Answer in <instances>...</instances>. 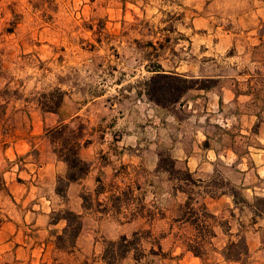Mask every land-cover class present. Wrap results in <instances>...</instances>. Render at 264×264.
Listing matches in <instances>:
<instances>
[{
  "label": "crops",
  "instance_id": "crops-1",
  "mask_svg": "<svg viewBox=\"0 0 264 264\" xmlns=\"http://www.w3.org/2000/svg\"><path fill=\"white\" fill-rule=\"evenodd\" d=\"M87 16L85 20L93 19V15ZM102 18L105 24L101 30L118 36L126 31V20L130 14L109 11ZM131 26L139 32L145 30L136 23ZM94 31L90 28L88 33L93 34ZM220 45L223 47V38ZM48 48L31 47L36 52L40 51L38 55L41 54V58L48 56ZM74 48L76 51L71 50L70 66L81 65L87 68L86 72L98 62L97 67H112L109 59L102 62L96 60V48ZM58 56L54 55L55 73L63 68ZM136 58L125 59L122 56L116 61L120 74L121 70L126 72L129 66L144 71L142 76V70L130 76L125 81L130 84L127 88L123 87L124 80L117 75H103V80L98 83L112 82L115 87L112 92L101 89L103 85L98 86L100 91L96 92L91 75L84 76L83 81L74 83L69 89L54 79V86L64 90L56 111H47L42 104L30 100L25 103L12 100L7 105L0 121V174L5 176L13 203L0 205V212L3 213L0 217V264H45L54 250V230L59 226H62V230L66 227L65 220L55 222L53 219L57 212L55 202L61 198L57 194V184L59 177L66 175L68 167L58 156L48 131L84 116L89 143L80 150V156L91 165L87 175L90 183L80 181L70 184L68 197L72 200L77 198L72 210L82 215L85 224L95 217L79 201L85 184L89 186L91 181H101L98 174L104 171L109 174L107 167L110 164H142L147 169L155 170L162 152L175 165L189 170L201 183L226 176L232 183L243 186V196L249 202L264 196V193H260L264 189L255 183H264V119L260 118V113L248 110L244 113L231 111L236 101H249L254 97L253 88L242 91L241 87L245 83L252 85L253 81L248 77L220 75L219 71L208 75L206 68L209 69L214 62L177 60L172 67L166 68L162 63L148 64V61ZM159 65L165 73L187 79L216 80L217 84L209 89L189 90L179 102L163 107L152 102L147 95V84ZM240 139L252 142L245 144V153L239 150ZM252 177L254 183L250 185L249 179ZM106 178H110V175ZM89 188L90 191L95 189L93 184ZM95 193L98 198L106 194L105 191ZM165 195L173 199L174 204L169 210L156 209L158 218L149 219L142 212L135 211L132 218L120 221L122 209L108 204L104 205L105 210L99 212L101 217L92 220L94 223L112 221L111 226L116 231L111 233L110 238L114 240L128 229L138 232L139 229L156 226L155 223L157 227L165 223L168 226L165 240L171 239L173 243L185 247L184 251L177 248L178 252L174 253L177 256L183 253L181 264H202L201 257L196 256L188 246L194 243L190 230L198 227L187 215H179L184 210L177 209L181 196L182 207H185L188 195L180 191L176 194L173 190ZM201 206L213 220L210 225L205 223L204 228L213 233L212 241L222 239L232 244L235 242L234 233L244 230L252 258L257 264H264V214L261 213L262 217L256 216L254 213L257 209L253 206L251 221L248 220L245 226L238 214L235 195L229 191L219 194L206 192ZM84 232L83 229L78 242L89 241V236L95 241V235ZM104 234L108 236L106 232ZM222 262L238 264L223 253Z\"/></svg>",
  "mask_w": 264,
  "mask_h": 264
},
{
  "label": "rangeland",
  "instance_id": "rangeland-1",
  "mask_svg": "<svg viewBox=\"0 0 264 264\" xmlns=\"http://www.w3.org/2000/svg\"><path fill=\"white\" fill-rule=\"evenodd\" d=\"M109 11L130 14L124 34L111 36L101 30L105 24L102 17ZM88 14L93 15V19L85 20ZM134 23L145 30L139 32L134 26L130 27ZM90 28L95 29L93 34L88 33ZM222 38L223 47L220 45ZM35 46H49L51 58L49 53L41 58L39 50H32ZM74 47L96 48V60L102 62L109 59L112 67H97L98 62L86 72L87 68L81 65L70 66L71 50L76 51ZM55 54L59 55L58 62L63 65L57 73ZM122 56L125 59L136 56L137 60L148 61V64L162 63L166 68L172 67L177 60L214 62V66L206 68L208 75L219 71L220 75L248 77L253 84L243 82L246 85L241 86L242 91L253 88L254 97L249 101H236L231 111L244 113L248 110L260 113V118L264 119V0H0V121L12 100L24 103L37 101L44 108L54 107L64 92L54 86V79L69 89L74 83L83 81L84 76L91 75L96 92L100 91L97 88L100 85H103L101 89L112 92L115 89L112 82L98 83L103 80V75H117L124 80L123 87H129L130 84L125 81L142 69L134 70L129 66L126 72L121 70L120 74L116 61ZM210 81L211 86L217 84L216 80ZM72 123L76 129L84 128L83 142L86 141V117ZM239 141V150L245 153V144L252 142ZM167 157L162 152L160 162ZM175 166L178 170H186ZM158 167L151 170L142 164H110L107 167L109 174H105L106 171L98 174L101 181H91L89 186L85 184L79 201L95 217H91L86 224L83 220V229L85 234L95 235V241L89 236V241L82 243L77 239L72 246L69 236L65 240L58 239L66 228L62 230V226H59L54 230V250L45 264H181L183 253L180 252L178 256L174 253L178 252L177 248L184 251L185 247L173 243L171 239L165 240L168 230L165 223L159 224V227L155 223L156 226L139 229L138 232L128 229L114 240L110 238L111 233L116 231L111 226L112 221L94 223L92 220L101 217L99 212L105 210L104 205L108 204L122 209L120 221L132 218L135 211L142 212L149 219L158 218L156 209L169 210L174 204V200L165 194L169 190L177 194L179 188L185 189L191 202L189 206L182 207L181 196L177 209L184 211L179 215H187L198 227L190 230L194 243L188 246L197 248L202 264H223L222 253L238 264H257L246 244L244 230L234 233L235 242L232 244L222 239L212 241L213 233L204 228L205 223L210 225L213 220L201 209V203L206 192L219 194L229 191L235 194L238 214L246 226L254 213L253 206L257 209L254 213L256 216L262 217L264 214V196L251 203L243 196V186L232 183L226 176L194 186L183 184L181 175L175 171L158 170ZM107 175L110 178H106ZM81 182L90 183L87 176ZM249 182L250 185L254 183L253 177ZM255 183L264 189V183ZM92 184L94 191L89 188ZM9 189L5 176L0 174V205L13 203ZM98 190L106 194L98 198L95 193ZM76 199H70L67 193L65 199L61 197L55 202V222L65 216L64 212L73 211ZM2 214L0 212V217ZM105 232L108 236H105ZM238 235L240 237H236ZM123 236H127L132 243L131 250L124 257L118 255L110 263L105 259L106 251L111 249L112 242H119Z\"/></svg>",
  "mask_w": 264,
  "mask_h": 264
},
{
  "label": "trees",
  "instance_id": "trees-1",
  "mask_svg": "<svg viewBox=\"0 0 264 264\" xmlns=\"http://www.w3.org/2000/svg\"><path fill=\"white\" fill-rule=\"evenodd\" d=\"M155 72L156 73L151 77L147 84V95L152 102L163 107H168L179 102L183 94L189 90L209 89L212 87L209 85V83H212L210 80L187 79L176 74L165 73L160 65ZM62 98L63 94L59 97L58 102L54 107H46V110L56 111ZM72 125V122L61 124L48 131L52 144L57 146L56 151L58 156L68 167L66 175L60 177L57 184V194L64 199L67 196L70 184L82 181L89 174L91 169V165L80 156V150L89 143V140L83 142L84 128L81 126L76 129ZM160 169L169 172L175 171L180 174V177H182L180 180L183 184L189 183L190 185L197 186L201 182L198 179H194L193 174L189 170L176 169L174 161L169 157L165 158L162 163L160 162L158 170ZM137 187L140 188L139 185ZM179 191L186 192L184 188H179ZM101 192L102 191L99 190L97 191V193ZM82 198L85 200V197ZM190 204L191 202L188 201L186 206H189ZM83 208L89 210L85 205ZM64 214L65 216L61 219L67 222V226L58 239L65 240V237L69 236L71 245L74 246L83 229V217L71 210L64 212ZM130 244L132 243L127 236H123L119 242H112L110 244L111 249L106 251L105 259L109 260L111 263L117 259L118 255L124 257L131 250ZM190 250H192L196 256L201 257V254L195 246H190Z\"/></svg>",
  "mask_w": 264,
  "mask_h": 264
}]
</instances>
